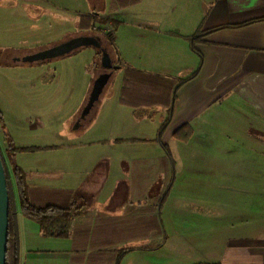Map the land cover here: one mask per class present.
Here are the masks:
<instances>
[{"label":"crops","instance_id":"1","mask_svg":"<svg viewBox=\"0 0 264 264\" xmlns=\"http://www.w3.org/2000/svg\"><path fill=\"white\" fill-rule=\"evenodd\" d=\"M66 14L76 18L77 33H98L80 29L84 15L121 22L114 31V46L104 35L120 75L116 93L120 106L114 108L112 124L128 120L139 125L153 121L160 112H165V117L154 137L75 138L45 144L8 133L7 124L12 118L17 127H25L21 121L27 120L26 128L31 131L46 129L42 101L34 104V95H9V101L0 100V145L14 185L15 169H20L32 203L73 204L75 212L68 237H57L45 235L40 224L19 208L21 264H264V235L255 227L251 232L231 228L224 249L226 207L217 196L215 204L205 198L193 202L191 188L186 186L185 191L181 187L183 195H178L182 201L174 199L178 169L173 151L172 155L165 146L170 147L171 141L191 146L207 143L212 133H218V121L228 109L249 119L255 124L254 131L264 134V0H0V36L8 39L18 18L36 22L59 20V16L65 19ZM112 20L103 24L108 26H102L104 31L111 33ZM198 34L201 36L193 44L191 37ZM0 48V67L27 65L12 59L17 52L7 41L0 39ZM98 62L95 77L102 71ZM180 81L185 82L174 98ZM27 97L29 105L19 120ZM88 98L89 94L83 107ZM172 104L171 121L159 138ZM100 111L101 105L94 108L89 124ZM179 131L182 138L176 136ZM130 144H156L161 149L132 156ZM253 145L242 157L264 158V139ZM14 147L43 149L14 152ZM199 156L206 159V155ZM220 167L217 173L223 170V165ZM233 169L239 176L256 173L249 167ZM196 181L206 185L203 180ZM170 185V195L161 209V197ZM237 186L234 191H254L245 184ZM167 202H175L180 209H195L196 216L191 217L193 222L185 233L207 239L214 232L211 239L217 242L208 251H162L169 237L162 220ZM253 216L241 223L263 221ZM134 241L144 242L129 245ZM129 248L132 250L124 251Z\"/></svg>","mask_w":264,"mask_h":264},{"label":"rangeland","instance_id":"2","mask_svg":"<svg viewBox=\"0 0 264 264\" xmlns=\"http://www.w3.org/2000/svg\"><path fill=\"white\" fill-rule=\"evenodd\" d=\"M58 12L61 11L59 10ZM66 17L61 19V16H59V20L40 19L36 22L24 21L18 18L12 26L14 31L11 30L8 39L5 36L3 37V35L0 36V39L2 42L7 41L17 54L22 55L25 52L45 49L75 35L86 33H77L74 15L70 14L68 16L66 14ZM25 24H31L32 26L24 28ZM102 26L108 27L103 24ZM91 34L99 37L109 51L113 50L108 47V42L105 40L103 33ZM99 53L100 50L98 48L90 46L81 48L65 57L39 64H27L13 68L1 66L0 100L8 99L7 101H9V95H34V104L42 101L44 106L42 112L47 113L48 127L46 129L31 131L29 127L26 128L27 120H24L25 122L21 121L25 127H17L13 124L12 118H10L7 119V122H10L7 123L10 128L8 133L18 134L19 138L27 142L45 144L67 143L75 138L154 137L159 123L165 117V112L157 114L153 121L148 120L139 125L136 123L129 124L128 120L126 123L115 122V124H112L113 117H115L114 108L120 106L116 95L120 77L119 70L115 72L103 93V95L107 96H103L102 98L104 99L100 100L97 105H101L98 118L89 124L92 117L89 116L82 122L83 125H78L79 119L75 120V117L79 112H82L86 96L90 94L89 92L91 91L89 90L90 88L92 90L94 81L97 78L95 77V61H101V53L100 55ZM111 55L114 57L112 52ZM24 100L21 105L20 115L24 114L27 105H29L27 103L28 97L27 101ZM126 111L132 114L131 109ZM22 117L24 116L21 115L17 118L23 120ZM254 125L249 119L241 116L240 113L228 109L222 113V117L218 121V133H212L207 143L191 146L185 143L169 142L178 169L177 183L174 185L176 190L174 197H176L173 198L176 201L181 200L178 196L183 195L181 187L185 191L184 187L190 186V195L193 198L190 201L198 202L205 198L210 203L215 204L216 196L219 201H223L226 207L224 209V226L226 228L223 242L224 249L228 246L229 234L231 235L232 233L230 231L231 228L241 227L245 231H250L251 228L255 227L258 234L264 235V158L248 160L242 157L243 153H248L249 150H252L256 141L260 142L261 139H264V134L254 131L252 128L255 127ZM143 128H145L144 131H142ZM136 145L130 144L128 146V151L133 152L132 156H139L138 154L148 151H154L155 154L159 151L158 148L161 149L156 144ZM237 146L240 151L233 152V149L237 148ZM200 154L206 155L204 156L206 159L200 157ZM128 162L131 163V159ZM220 164L223 165V170H221V173H217ZM235 167H249L256 169V173L252 176H239L233 169ZM196 180H203L206 185L201 186L200 182ZM216 184H219V187ZM244 184L248 188L251 187L250 189L254 191L248 192L245 188L241 192L234 191V188H238L236 185ZM169 203H166L162 211L163 225L167 236H169L162 251H208L211 245L217 242L211 239L215 237V233L212 232L207 235V239L201 234L185 233L189 222H193L191 217L196 216V212L192 211L195 209L189 207L180 209L176 207L175 202ZM236 206L237 208L240 206L244 207L236 209V212ZM240 209L242 212L239 211ZM253 214L257 216V219L262 218L263 221L258 220L256 225L241 223L243 218L245 220L255 218ZM134 242L129 245L141 244L144 241Z\"/></svg>","mask_w":264,"mask_h":264},{"label":"trees","instance_id":"3","mask_svg":"<svg viewBox=\"0 0 264 264\" xmlns=\"http://www.w3.org/2000/svg\"><path fill=\"white\" fill-rule=\"evenodd\" d=\"M112 19H101L98 18L96 15L89 14L84 15L82 17V22L80 24V29L82 31L85 30H92L94 32L103 33L107 39L110 40L111 44L114 46V31L119 27L120 21L113 19V29L110 32L104 31L102 25L107 22H110ZM201 32V31H200ZM200 34L191 37L192 43L195 44L196 40L200 38ZM185 81H180L176 88H175V97L179 87ZM169 117L162 125L160 130V137L161 138L171 121L173 115V104L170 106ZM183 131V130H182ZM182 132H177L176 136L178 138H182ZM168 152L172 154V150L168 145H165ZM42 147H14L12 151H36L41 150ZM0 152L3 158L4 166L6 169V176L8 182V189L10 194V213H9V239H8V250H7V264H21L20 258V238H19V224H18V210L22 211L24 215L27 217L36 220L44 234L47 236H57V237H68L72 220L75 216V212L73 211V204L69 206H60L55 204H49L45 206H38L32 203L29 200L28 192H27V185L25 182V175L20 169H15V176H16V185H14V181L5 160L3 148L0 145ZM173 155V154H172ZM17 188V189H16ZM172 189V185L168 187V189L163 193L161 197V209L168 199L170 192ZM19 199V205H18ZM132 248L126 249L124 251H131Z\"/></svg>","mask_w":264,"mask_h":264},{"label":"water","instance_id":"4","mask_svg":"<svg viewBox=\"0 0 264 264\" xmlns=\"http://www.w3.org/2000/svg\"><path fill=\"white\" fill-rule=\"evenodd\" d=\"M93 46L98 48L101 53V67L103 71L94 81L93 88L89 94L88 101L84 106L79 117V126L83 121L91 116L94 108L100 102L107 85L112 80L119 66L115 63L111 52L104 47L102 40L97 36L85 34L76 35L67 40L36 52L28 53L23 58L16 61L22 63H40L54 60L70 55L81 48ZM9 213H10V194L6 176V169L0 152V264H7V250L9 239Z\"/></svg>","mask_w":264,"mask_h":264},{"label":"flooded vegetation","instance_id":"5","mask_svg":"<svg viewBox=\"0 0 264 264\" xmlns=\"http://www.w3.org/2000/svg\"><path fill=\"white\" fill-rule=\"evenodd\" d=\"M85 35H88V36H96V35H94V34H91V33H84ZM78 35H80V34H78ZM76 36V35H75ZM104 47H106L105 45H104ZM38 51V50H37ZM32 52H36V51H31V52H26V53H24V54H22V55H19V54H17V55H15V56H13L12 57V59L13 60H16V59H18V58H23L25 55H27L28 53H32ZM46 62V61H45ZM19 63H22V62H19ZM40 63H43V62H40ZM26 64H39V63H29V62H27Z\"/></svg>","mask_w":264,"mask_h":264}]
</instances>
